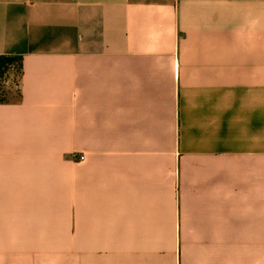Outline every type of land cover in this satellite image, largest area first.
<instances>
[{"label":"crops","instance_id":"crops-1","mask_svg":"<svg viewBox=\"0 0 264 264\" xmlns=\"http://www.w3.org/2000/svg\"><path fill=\"white\" fill-rule=\"evenodd\" d=\"M0 55V264H264V0H0Z\"/></svg>","mask_w":264,"mask_h":264},{"label":"trees","instance_id":"trees-1","mask_svg":"<svg viewBox=\"0 0 264 264\" xmlns=\"http://www.w3.org/2000/svg\"><path fill=\"white\" fill-rule=\"evenodd\" d=\"M13 83L7 82L11 74ZM23 77V58L21 56L0 55V105L20 102L22 99L21 80Z\"/></svg>","mask_w":264,"mask_h":264},{"label":"rangeland","instance_id":"rangeland-1","mask_svg":"<svg viewBox=\"0 0 264 264\" xmlns=\"http://www.w3.org/2000/svg\"><path fill=\"white\" fill-rule=\"evenodd\" d=\"M11 74V73H10ZM13 78H14V75L13 74H11L10 76H9V79H8V82H7V86H11L12 85V83H13Z\"/></svg>","mask_w":264,"mask_h":264},{"label":"built area","instance_id":"built-area-1","mask_svg":"<svg viewBox=\"0 0 264 264\" xmlns=\"http://www.w3.org/2000/svg\"><path fill=\"white\" fill-rule=\"evenodd\" d=\"M80 161H82V162L85 161V156H81Z\"/></svg>","mask_w":264,"mask_h":264}]
</instances>
